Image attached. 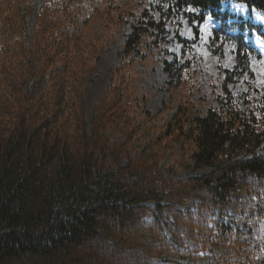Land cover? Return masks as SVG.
<instances>
[{
    "label": "trees",
    "instance_id": "trees-1",
    "mask_svg": "<svg viewBox=\"0 0 264 264\" xmlns=\"http://www.w3.org/2000/svg\"><path fill=\"white\" fill-rule=\"evenodd\" d=\"M226 1L264 14V0H0V264H264V87L246 40L264 32ZM175 14L194 39L176 33L183 63L167 66L174 105L161 120L135 68ZM208 17L211 53L234 43L218 107L195 98L189 57ZM126 24L87 120L85 85ZM243 75L240 102L229 84Z\"/></svg>",
    "mask_w": 264,
    "mask_h": 264
},
{
    "label": "rangeland",
    "instance_id": "rangeland-1",
    "mask_svg": "<svg viewBox=\"0 0 264 264\" xmlns=\"http://www.w3.org/2000/svg\"><path fill=\"white\" fill-rule=\"evenodd\" d=\"M148 4H153L155 0H147ZM40 0H35V9L38 8ZM223 10H228L232 14L250 18L254 23L259 24L264 32V14L252 10L248 11L247 7L241 3L234 1H226L222 4ZM152 12V10H151ZM27 22L32 25L34 14H27ZM218 27V23L208 17L199 27V38L192 45V53L189 54L191 64L198 69V79L195 82V98L203 97L204 101L213 106L218 107L216 100V91L222 81V69L231 70L235 64L234 59V43L228 42L223 46V54L221 57L211 53L209 49V38L213 29ZM132 30L130 24H126L117 32L114 40L110 43L101 59L97 62L95 70L92 74L90 82L86 83L84 88L85 114L87 120L92 116L93 103L98 99L103 90L110 84L111 67L120 59L119 46L126 39L127 34ZM166 30L168 32L167 40L163 44V49L156 50L150 55V60L143 64L138 63L136 70L139 73V94L144 96L146 107L157 112L162 110L161 120H168L173 111V100L170 94L168 82L176 80V73L168 72V65L183 63L182 50L183 45L178 40L176 33L180 37L188 40L194 39V32L188 21L181 15L175 14L167 21ZM246 40L249 45L259 54L258 57L250 56V70L253 73V80L256 86L264 87V40L257 33H246ZM248 75L238 77L229 84V89L234 93L237 99L242 102L240 95L248 91ZM257 96L256 93H253ZM242 108L245 106L242 104ZM262 151V149H261ZM207 169H199L193 171L192 174H202ZM190 171L184 167H179L178 176H185ZM151 205H153L151 203ZM264 228V224H263ZM264 236V230H263ZM262 264V263H259Z\"/></svg>",
    "mask_w": 264,
    "mask_h": 264
}]
</instances>
